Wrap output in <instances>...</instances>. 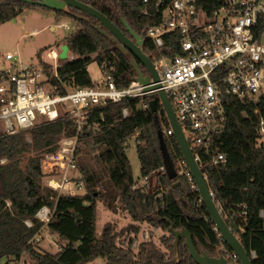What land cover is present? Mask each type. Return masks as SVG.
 Segmentation results:
<instances>
[{
  "label": "trees",
  "instance_id": "1",
  "mask_svg": "<svg viewBox=\"0 0 264 264\" xmlns=\"http://www.w3.org/2000/svg\"><path fill=\"white\" fill-rule=\"evenodd\" d=\"M77 1L103 14L130 40L132 37L123 22L138 36H144L146 30L155 24L152 5H149L151 16H144L142 0ZM196 1L206 13L221 3V0ZM30 7L33 6L24 0H0V25L16 19ZM56 15L71 18L80 27L64 39L74 59L58 68L63 82L76 87H92L87 72L92 56L99 67L106 65L117 88L127 87L136 76L131 62L142 74H147L131 53L124 54L116 41L102 34L103 27L96 29L94 18L70 8ZM142 52L153 60L155 51L151 42L143 41ZM40 55L37 54V58ZM138 102L134 99L96 109L91 121L98 124V129L86 131L79 139V144L82 142L91 152H98L97 158L131 221L119 234H116L115 226L108 224L97 237V192L93 174L84 175L86 191L80 195H57L41 186V159L43 155L56 151L63 137L74 135L70 120L43 122L29 131L13 135L0 133V161L6 160L4 164L0 163V260L4 256H19L25 250L34 264H90L96 259L105 260L104 264H195L183 240L175 252L171 226L177 231L186 230L198 253L204 252L215 258L222 253L221 248L231 253L216 232L194 184L183 175L168 180L162 170L154 114L149 110L136 111ZM124 107L130 110V115L121 120ZM242 110L236 102H230L227 107L226 132L221 139V152L226 162L213 168L207 164L202 167L221 215L237 227L238 237L251 264H264V147L258 146L257 129L241 117ZM136 133L141 142L136 147L140 177L156 179L157 189L163 191L160 198L133 188L136 181L132 177L124 143ZM165 144L175 164L181 153L174 137L166 139ZM199 155L206 161L205 154ZM22 160H25L23 167ZM176 183L178 186L174 187ZM43 205L54 206L48 230L60 245L56 254L35 250L27 244L40 227L34 215ZM25 221L32 222L33 227L27 228ZM137 223H147L167 233L160 239L166 251L149 240L141 242L133 252L131 243L140 229ZM124 235L125 246L117 243V239Z\"/></svg>",
  "mask_w": 264,
  "mask_h": 264
},
{
  "label": "built area",
  "instance_id": "2",
  "mask_svg": "<svg viewBox=\"0 0 264 264\" xmlns=\"http://www.w3.org/2000/svg\"><path fill=\"white\" fill-rule=\"evenodd\" d=\"M143 15L151 16L149 5L155 13V24L144 36L154 47L151 60L158 81L141 85L135 81L127 87L117 88L106 65L100 67L102 78L92 87H76L63 82L58 74L62 63L72 61L59 59V52L50 49L45 58L35 63H22L8 53L4 60L7 68L0 70V122L3 133L13 135L26 132L37 126V116L45 122L68 119L75 133L63 137L56 151L48 154L42 162L43 185L57 195H80L85 193L84 176L79 173V139L86 131L97 130L98 124L91 121L93 112L109 105H118L138 99L135 110H149L151 95L163 91L169 99L176 121L193 153L199 168L224 164L221 139L226 132L227 107L236 102L243 110L241 117L257 129L258 146L264 147V0H221L210 13L197 6L196 0H142ZM68 30L65 24L51 26ZM154 114L164 140L173 137L162 106ZM150 111V110H149ZM163 113V114H162ZM130 115V110H121V120ZM138 133L133 139L136 146L141 142ZM207 156L206 161L199 155ZM6 161L2 159L1 164ZM177 176H185L193 183L187 164L178 158L174 164ZM162 170L164 171L163 167ZM70 171L78 172V176ZM148 178L134 184L142 192ZM194 184V183H193ZM195 187V185H194ZM157 197H162L161 188ZM156 192V193H157ZM54 206H41L34 218L40 224L38 231L27 242L33 249L43 243L55 245L48 224ZM27 228L33 223L24 222ZM142 237L150 240V232ZM144 242V241H143ZM133 239L131 249L138 248ZM56 246V245H55ZM58 251L60 247L56 246ZM229 263H237L233 252L221 249ZM252 257L254 254L252 253ZM4 264H34L25 250L19 256H4Z\"/></svg>",
  "mask_w": 264,
  "mask_h": 264
},
{
  "label": "rangeland",
  "instance_id": "3",
  "mask_svg": "<svg viewBox=\"0 0 264 264\" xmlns=\"http://www.w3.org/2000/svg\"><path fill=\"white\" fill-rule=\"evenodd\" d=\"M59 24H65L68 26V30L64 28H56L55 31H51V26H57ZM79 25L75 23L71 18L60 17L52 11L44 10L41 7L33 6L29 9H25L21 14H19L15 22L7 21L0 25V70L7 68L8 63L5 62L4 57L6 54L10 53L15 56L16 59L20 62L26 63H35L41 58H45V52L54 49L56 52H59L60 47L65 45L64 39L67 35L72 34L73 32L79 29ZM41 54L37 58V54ZM92 61L87 67V72L92 83H97L102 78L100 67L98 66L94 56H92ZM37 126L45 122L44 117L37 116ZM0 133H3L2 124L0 122ZM26 139L30 142V137L26 135ZM136 144L133 139L128 141V147L126 149V156L128 158L132 177L134 181L141 180L139 162L136 154ZM48 154L43 155L40 166L43 165V161ZM28 156V155H27ZM98 152H91L86 148L82 142L78 145V165L77 169L80 174L83 176L85 174H93L95 177V191L96 193V233L97 237L101 236L102 230L105 225L115 226L116 234H119L124 227L119 228V220L129 219L126 212L122 209V206L118 200L117 192L112 188L108 180V175L100 164L98 158ZM5 160V159H4ZM6 161V160H5ZM25 164V160H22L21 167ZM42 168V167H41ZM83 169L84 173L81 171ZM75 174L78 176V172L70 171L69 174ZM43 180V177H42ZM41 186L43 181H41ZM157 181L156 179L151 180L148 178L147 184L144 188V191L148 194H152L157 197ZM157 192V193H156ZM78 194H82L79 192ZM114 199V201H111ZM111 205L112 208L109 207ZM123 219V220H122ZM131 222V221H130ZM129 224V223H128ZM139 226V233L137 236H134L133 239H136L139 243L146 242L147 240L142 237L143 232L151 230L152 226H149L147 223H137ZM143 228H145L143 230ZM150 240L159 247L163 252L166 251L164 247L160 244V239L167 233L162 232L157 229L156 232H150ZM126 235L117 239V243L125 246ZM55 245L60 247L58 240L53 239ZM51 244L43 243L41 246L37 247L41 252H46L50 254H56L58 252L57 247ZM222 249V248H221ZM133 252H136L137 249H132ZM221 255V254H220ZM4 260H0V264H4ZM105 260L96 259L90 264H104Z\"/></svg>",
  "mask_w": 264,
  "mask_h": 264
},
{
  "label": "water",
  "instance_id": "4",
  "mask_svg": "<svg viewBox=\"0 0 264 264\" xmlns=\"http://www.w3.org/2000/svg\"><path fill=\"white\" fill-rule=\"evenodd\" d=\"M32 6L41 7L52 11L54 13L67 11L69 8L77 10L94 18L97 21L96 29L100 30V27H103L105 31H102V34L109 37L112 41L118 43V48L124 53H131L145 68L147 74L144 75L138 69L134 62H131V65L136 73V76L132 78V81H135L141 85H147L149 83H156L158 77L154 71L153 64L151 59L142 52L143 36H138L126 22H123L126 30L129 32L132 40L127 38L118 28H116L103 14L93 9L92 7L81 3L77 0H24ZM80 18V17H77ZM82 19V18H80ZM15 22V19L11 20ZM69 51L68 46L62 45L60 47L59 59L65 61L67 59V53ZM149 101V110L152 114H155L157 110V103H159L165 116L167 118L168 124L173 131V137L175 142L180 150L182 158L185 160L189 173L191 175L192 181L195 185L196 191L198 192V197L200 202L206 209L208 217L210 218L212 224L215 227L216 232L226 244V246L233 252L237 257V263L228 262L223 256L209 257L206 253H198L194 247L193 240L191 235L184 229L177 231L173 229V226L170 227V231L174 236L173 247L175 252H177L178 244L180 240L184 241L186 248L189 251L190 257L193 259L195 264H251V260L248 256V253L242 246L240 239L238 237V229L232 221L227 222L221 215L219 208L214 200L213 194L209 189L207 181L203 176V171L199 168L197 162L194 159L193 153L190 150L186 139L181 131L180 126L178 125L174 112L172 110L171 104L168 97L163 91H158L156 95H151ZM154 124L156 125V137L158 142V148L161 154L162 165L164 172L168 180L173 181L177 178V173L174 168V163L170 157V154L167 150L165 140L162 136V131L160 130L157 122V118L154 116ZM178 183L174 185L177 187Z\"/></svg>",
  "mask_w": 264,
  "mask_h": 264
},
{
  "label": "crops",
  "instance_id": "5",
  "mask_svg": "<svg viewBox=\"0 0 264 264\" xmlns=\"http://www.w3.org/2000/svg\"><path fill=\"white\" fill-rule=\"evenodd\" d=\"M122 220H123V219H122ZM124 223H126L125 225H127L128 223H130V219L123 220V222H122L121 220H119V223H118L117 225H118L119 228H122V227H124ZM144 229H145V228H143V230H144ZM146 231H148V230H146ZM152 231L156 232L157 229H155V228H151V230H149V232H152Z\"/></svg>",
  "mask_w": 264,
  "mask_h": 264
}]
</instances>
